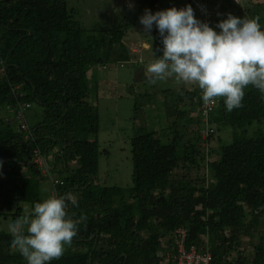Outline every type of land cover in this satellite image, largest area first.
Listing matches in <instances>:
<instances>
[{"label": "trees", "instance_id": "16d2710c", "mask_svg": "<svg viewBox=\"0 0 264 264\" xmlns=\"http://www.w3.org/2000/svg\"><path fill=\"white\" fill-rule=\"evenodd\" d=\"M223 1L233 9L238 3ZM256 1L249 12L262 25L264 0ZM160 2L125 1L133 12L85 26L68 0H0V264H26L10 246L7 224L55 189L35 162L36 148L51 155L49 173L63 181L58 196L78 200L67 208L77 235L50 264H175L159 253L184 225L187 245L210 251L211 264H264V235L254 239L264 219V94L256 88L245 89L250 104L228 112L217 98L206 115L200 89H182L162 124L137 108L132 185L99 179L101 150L88 136L100 130L99 109L89 101L93 71L139 60L144 43L135 51L137 44L129 49L123 40L145 7L155 12ZM219 20L214 13L201 21ZM151 34L154 60L163 44L155 26ZM34 105L43 116L33 125ZM226 127L232 140L210 145ZM44 179L51 194L42 192Z\"/></svg>", "mask_w": 264, "mask_h": 264}, {"label": "clouds", "instance_id": "9594fccd", "mask_svg": "<svg viewBox=\"0 0 264 264\" xmlns=\"http://www.w3.org/2000/svg\"><path fill=\"white\" fill-rule=\"evenodd\" d=\"M139 19L145 33L155 25L162 37L161 54L146 68L149 83L174 77L195 84L205 105L223 98L228 112L243 107L248 86L264 94V26L259 16L228 13L213 27L199 20L188 4L145 9ZM69 202L78 206L75 197L49 195L7 224L10 246L26 264H50L71 244L78 226L68 215Z\"/></svg>", "mask_w": 264, "mask_h": 264}, {"label": "rangeland", "instance_id": "374dc122", "mask_svg": "<svg viewBox=\"0 0 264 264\" xmlns=\"http://www.w3.org/2000/svg\"><path fill=\"white\" fill-rule=\"evenodd\" d=\"M126 0H68L70 6L75 8L77 19L83 25L91 26L96 23H104L107 18H113L116 14L125 9L128 12H133V8L126 7ZM191 1V2H189ZM235 1V0H234ZM131 4L136 5L138 0H130ZM223 0H215L208 5V10H212L216 16L221 19L225 18L228 13L240 15L244 13V17H255L252 8L257 4L256 0H239L234 9L228 2L223 4ZM221 3V5H220ZM191 4L194 15L203 20L205 17V2L204 0H162L163 8L168 7H184ZM215 5V6H214ZM241 5V6H240ZM230 6V7H229ZM241 7V8H240ZM245 7V8H244ZM206 8V9H207ZM240 8V9H239ZM242 8H244L242 10ZM131 10V11H130ZM242 12V13H241ZM220 19V20H221ZM264 26V20L261 21ZM211 23L210 26H215ZM144 29L140 23V19L130 30L128 40L131 42L137 40ZM150 34V33H149ZM147 35V34H146ZM147 37H149L147 35ZM152 38V34L150 35ZM146 40L148 38L145 37ZM145 40L142 41V43ZM126 42L127 41H123ZM130 42V43H131ZM139 45L136 41L133 44ZM141 44V43H140ZM128 45V44H127ZM144 49V48H143ZM148 57H152L151 50L146 51ZM146 68V67H144ZM95 74L92 77V91L90 92L89 101L96 105L100 113V130L98 134L89 133V138L97 139L101 153L99 155V179L101 183L109 186H118L127 188L132 185L133 159L131 151V137L134 133L133 116L139 109L145 110L153 124L159 121L162 124L164 120L162 114H166L168 107L175 103L180 90L196 89L195 84L178 82L174 77H169L164 81H156L149 83L148 76H140L137 73L136 78L129 77L130 69L125 66L121 68L119 65H112L108 69L102 66L93 71ZM91 70V74L93 73ZM90 73V72H89ZM146 75V73H145ZM184 96V95H183ZM175 98V99H172ZM185 98V96H184ZM243 104H250L249 101H242ZM141 110V109H140ZM1 113V109H0ZM43 112L39 105H34L28 112V120L31 124H36L42 119ZM215 138L210 145L218 146L219 143H227L232 140V129L229 127L218 130L215 133ZM56 177L58 173L52 172ZM44 188L42 192L47 195L48 179H44ZM259 232L255 233V240H259L264 235V219L262 220Z\"/></svg>", "mask_w": 264, "mask_h": 264}, {"label": "built area", "instance_id": "2783aa9c", "mask_svg": "<svg viewBox=\"0 0 264 264\" xmlns=\"http://www.w3.org/2000/svg\"><path fill=\"white\" fill-rule=\"evenodd\" d=\"M212 0H204L205 2V20L210 21V18L213 15L212 10H208V5L211 4ZM239 2V0H236ZM127 5L130 6V2H127ZM207 8V9H206ZM133 50L137 51L140 50V46L133 45ZM215 105V101L208 104L203 105V113L206 115L209 110L213 108ZM20 114L23 115V110L20 109ZM24 129H27L26 124H23ZM51 156V155H50ZM50 156L47 155L44 151L40 148L35 149V162L38 163L39 167L42 170V173L45 175L50 176L51 181L54 183L55 189L52 192V195H59L56 189L57 184H62L63 181L54 177L50 172L51 163H50ZM188 228L184 226H179L175 229L173 236H172V243L173 246L171 249L167 250V252L159 253L161 256H165L167 258H172L175 264H211L212 262V253L210 251H200L196 245L188 246Z\"/></svg>", "mask_w": 264, "mask_h": 264}, {"label": "crops", "instance_id": "0c3cea01", "mask_svg": "<svg viewBox=\"0 0 264 264\" xmlns=\"http://www.w3.org/2000/svg\"><path fill=\"white\" fill-rule=\"evenodd\" d=\"M162 1V0H161ZM249 1H251V0H249ZM189 2H191V1H189ZM220 5H221V3H220ZM215 6V5H214ZM245 8V7H244ZM244 8H242V10L244 9ZM145 9H149L150 10V8L149 7H145ZM145 9L143 10V11H145ZM160 9H164L163 7H162V5H161V2L159 3V6H158V9H155L156 11L157 10H160ZM240 9V8H239ZM245 10V9H244ZM144 14V13H143ZM216 17H218L219 19H221L219 16H216ZM155 26V25H154ZM153 26V27H154ZM153 29V28H152ZM151 29V30H152ZM142 31H144V29L142 30ZM149 36V37H147V35ZM150 35H151V32H150V34L149 33H145V32H142L139 36L140 37H138V39L137 40H134L133 39V41L131 42V40H132V38L131 39H129L128 40V38H125L123 41H127V43L126 42H124V44L130 49V45L133 43V42H137V43H141L142 44V41L143 40H145L143 43H144V45H145V48L142 50V53L143 54H141V57L139 58V60H137V59H135L134 60V62H132V63H129L128 64V66L127 67H129V69H130V72H129V77H133L134 79L136 78V75H137V73H140V76H145V77H147L148 76V74H147V72H146V68H147V66H148V64L150 63V62H152L153 60L150 58V57H148L147 55H146V51L149 49V47H150ZM129 36H130V34H129ZM145 37L146 38H148V40H146L145 39ZM131 42V43H130ZM128 44V45H127ZM130 44V45H129ZM135 44V43H134ZM133 56V55H132ZM131 56V57H132ZM144 67H146V68H144ZM145 73H146V75H145ZM45 189V188H44ZM48 194H51V184H50V182H48ZM173 246V245H172Z\"/></svg>", "mask_w": 264, "mask_h": 264}]
</instances>
